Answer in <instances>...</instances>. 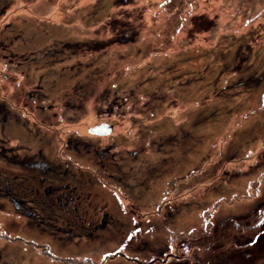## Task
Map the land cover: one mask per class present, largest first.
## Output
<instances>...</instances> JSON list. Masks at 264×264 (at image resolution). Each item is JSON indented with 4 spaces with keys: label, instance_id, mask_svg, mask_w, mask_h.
<instances>
[{
    "label": "rangeland",
    "instance_id": "rangeland-1",
    "mask_svg": "<svg viewBox=\"0 0 264 264\" xmlns=\"http://www.w3.org/2000/svg\"><path fill=\"white\" fill-rule=\"evenodd\" d=\"M0 264H264V0H0Z\"/></svg>",
    "mask_w": 264,
    "mask_h": 264
},
{
    "label": "flooded vegetation",
    "instance_id": "flooded-vegetation-1",
    "mask_svg": "<svg viewBox=\"0 0 264 264\" xmlns=\"http://www.w3.org/2000/svg\"><path fill=\"white\" fill-rule=\"evenodd\" d=\"M40 164H41V163H40ZM33 165H34V164H33ZM34 166H35V165H34ZM40 166H41V165H40ZM36 167H37V168H40L39 166H36ZM40 169H41V168H40ZM17 201H19V202H20V205H21V200H15V199H13V198L11 199V202L13 203L14 207H17V205H16V204H17V203H16ZM19 202H18V203H19Z\"/></svg>",
    "mask_w": 264,
    "mask_h": 264
},
{
    "label": "clouds",
    "instance_id": "clouds-1",
    "mask_svg": "<svg viewBox=\"0 0 264 264\" xmlns=\"http://www.w3.org/2000/svg\"><path fill=\"white\" fill-rule=\"evenodd\" d=\"M22 148H24V147H20V148L17 147V149H22ZM14 160H15L14 158H13V159H12V158L10 159V161H14ZM32 165H33V164H32Z\"/></svg>",
    "mask_w": 264,
    "mask_h": 264
},
{
    "label": "crops",
    "instance_id": "crops-1",
    "mask_svg": "<svg viewBox=\"0 0 264 264\" xmlns=\"http://www.w3.org/2000/svg\"><path fill=\"white\" fill-rule=\"evenodd\" d=\"M171 208V207H170Z\"/></svg>",
    "mask_w": 264,
    "mask_h": 264
}]
</instances>
